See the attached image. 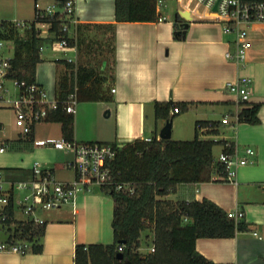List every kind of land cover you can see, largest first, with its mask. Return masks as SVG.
I'll list each match as a JSON object with an SVG mask.
<instances>
[{"label": "crops", "instance_id": "1", "mask_svg": "<svg viewBox=\"0 0 264 264\" xmlns=\"http://www.w3.org/2000/svg\"><path fill=\"white\" fill-rule=\"evenodd\" d=\"M39 1L42 4V0ZM8 2L0 0V22L29 21L31 16L25 13L23 4L11 7L10 4L7 6ZM115 2L75 0L78 26H116L115 63L109 68L108 61L104 60L100 69L101 72L105 71L100 74L107 76L104 85L108 100L78 101L75 140L79 143H105L123 147L140 139H161V132L168 121L157 120L156 102L173 100L195 103L189 112L182 114L195 116V135L198 121L215 119V122L221 123L218 135H210L208 129L200 131L201 140L217 141L215 137L222 135V141L233 143L241 156L245 155L247 148L256 152L250 158L251 163L238 169L236 183L221 181L179 188L178 193L185 195L186 201L208 199L229 213L238 210L249 226V231L239 233L235 238H201L196 248L216 263L264 264V25L255 24L249 29L248 61L245 65H238L226 57L229 51L235 50L234 36L226 35L221 24L202 18L203 14L191 15L193 21L186 38L178 40L175 37L176 19L177 15L182 17L183 7L177 1H174L177 7L171 14L165 13L169 10L168 4L161 9L163 20L123 23L116 22ZM33 3L36 16V1L33 0ZM44 46L43 62L37 66L36 82L46 91L48 100L55 102L59 100L57 91L60 81L72 74L66 61L77 65V52L53 51L66 56L73 54L74 57L65 61L56 58L55 62L50 63L52 69L45 75L43 67L47 63L44 53L49 46ZM72 70L77 83L78 69ZM108 70L112 72L111 76H108ZM243 77H250L254 82L248 104L262 103L259 124L237 121L240 111L251 105L240 104L238 96L229 92L226 85ZM112 89H116V92L113 93ZM226 117L231 119L232 125L223 124ZM175 119L172 121L173 132L181 133V127ZM39 126L45 131H39ZM0 132H6L1 121ZM62 139L60 123L37 125L34 148L37 153L62 151L68 159L63 158L55 164L45 159L35 162L31 168L2 169H21L20 175L27 177L31 176L33 167L40 164L42 168L54 171L57 177L59 169L67 168L73 160L72 153L55 147V143ZM223 149L220 145V154ZM215 179L219 180V176L216 175ZM169 197L163 199L168 200ZM113 219V198L96 188L94 193L79 195L75 206L65 207L49 215L42 253L20 255L0 252V264H75L78 245H110L115 240Z\"/></svg>", "mask_w": 264, "mask_h": 264}, {"label": "trees", "instance_id": "2", "mask_svg": "<svg viewBox=\"0 0 264 264\" xmlns=\"http://www.w3.org/2000/svg\"><path fill=\"white\" fill-rule=\"evenodd\" d=\"M36 4L39 0H35ZM69 0H56L57 7L65 8ZM116 22H157L163 18V9L159 0H115ZM246 2L264 0H244ZM37 13V8H36ZM50 24V37H42L34 21L30 28L19 30L10 22H1L5 33L0 36L14 43V58L9 78L36 82L37 66L43 62L41 47L62 38H67L70 47L80 50L85 41L83 29L90 25L77 27V38H70L62 30L66 14L58 11L40 20ZM176 22L184 24V19L177 15ZM109 28L111 34V49L113 63H115V24L96 26ZM176 39L183 40L176 25ZM109 41V39H108ZM67 67L72 71L69 76L63 77L58 85L59 106L55 109L46 105L48 116L42 123H60L63 138L68 141L75 140V115L67 112L64 103L74 92L77 85L79 102H97L108 100L105 90L106 79L98 76L97 69L89 64L76 65L66 61ZM77 68V83L74 80V71ZM195 103L190 102H156L157 120L173 121L178 115L186 114ZM251 105L244 108L238 115L239 122L259 124V112L262 103H241ZM178 108L180 113H175ZM220 122L198 121L196 135L192 141L164 140L158 137L152 142L136 140L123 147H117L114 160L108 161L115 185L132 184L135 193L127 191L118 192L115 186L111 190H102L114 200L113 229L115 241L110 245L91 244L78 245L75 252V264H232L216 263L196 248L201 238L227 239L235 238L239 233L249 231L248 224L243 219L237 220L211 200L186 201L185 195L180 201L165 200L163 198L176 194L181 186H193L203 183L221 182L215 176H225L226 166L220 163L215 155L217 145L224 147L223 153L233 154L236 147L226 141L201 140L200 131L208 129L210 135H218ZM35 129L26 142L35 143ZM22 141V140H21ZM14 173V178L26 179L21 169H6ZM226 182V181H224ZM187 219V221H186ZM47 225H23L20 239L27 241L31 246L28 254L43 252V239L46 235ZM153 233L152 246L154 253L143 254V233ZM125 242L124 244H121ZM121 249H123L121 251ZM119 253L124 258H118Z\"/></svg>", "mask_w": 264, "mask_h": 264}, {"label": "built area", "instance_id": "3", "mask_svg": "<svg viewBox=\"0 0 264 264\" xmlns=\"http://www.w3.org/2000/svg\"><path fill=\"white\" fill-rule=\"evenodd\" d=\"M168 1H177L181 4L182 12H189L192 16L201 13L202 18L204 17L207 21L221 24L226 35L234 36L235 50L229 51L226 57L238 65L246 64L250 50L249 29L255 24L264 25V1L159 0V4L163 8ZM36 8V28L42 37H50L46 35L50 31V24L40 20L56 13L57 8L44 7L40 1L37 2ZM64 13L67 22L62 31L70 38H77L75 29L79 21L76 17L75 0L67 2ZM10 23L24 31L30 28L33 22L15 20ZM1 33H5V30L0 22ZM8 42L0 36V108L6 106L13 110L16 116V128L19 135L23 137L21 140H27L33 133L34 127L48 116L45 106L51 105L56 109L60 102L59 100L50 102L46 91L37 82L29 83L9 78L14 56H6ZM48 46L54 52L67 50L77 52V46L70 47L67 38L51 42ZM44 49L45 46H42L41 52ZM8 83L14 85L17 93L12 94ZM253 87L254 82L250 77H243L226 85L229 92L238 96L240 104L250 103ZM75 89L77 90V85ZM76 90L64 101L67 112L74 115L79 101ZM112 92L115 93L116 89H112ZM175 113H180L178 108L175 109ZM223 124L232 125L231 119L224 118ZM152 140V138L146 139L148 142ZM9 142L10 140L0 139V154L7 152ZM55 147L73 155L72 162L67 166V169L73 172L71 182L58 180L54 171L46 170L40 164L33 167L31 176L26 179L14 178L7 170L0 168V252L28 254L27 249L31 245L18 236L23 233L22 226L45 225L48 223L47 215L68 206H75L76 199L81 194L94 193L96 188L111 190L113 186L118 192L135 193V186L132 184L115 185L112 171L107 163L114 160L117 155L115 145L79 143L76 140L68 141L63 138L55 143ZM255 155L256 152L251 148L245 150L244 156L240 155L238 149L233 154L221 153L218 161L226 166V175L219 176V180L236 183L238 169L251 163L250 158ZM241 215L242 213L238 210L230 213V216L237 220L241 219ZM154 252L155 248L152 246L148 254Z\"/></svg>", "mask_w": 264, "mask_h": 264}, {"label": "rangeland", "instance_id": "4", "mask_svg": "<svg viewBox=\"0 0 264 264\" xmlns=\"http://www.w3.org/2000/svg\"><path fill=\"white\" fill-rule=\"evenodd\" d=\"M10 2L7 3V6L10 4L11 7H18L19 4H23L22 7H24L25 13H27L31 18L29 21H26L28 23H32L35 21V3H33V0H9ZM42 4L46 7L48 5H52L55 8H57L58 11L64 12L63 8L57 7L56 0H42ZM169 6V10H164L166 14H171L172 10L177 7V3L174 1H168L167 2ZM109 28H103V27H85L83 29V39L85 40L83 44L81 45L80 50L77 51V65H84L89 64L92 65L97 69L98 76L103 79H107V76L101 75L100 73H105V71L101 72V67L104 62V60L108 61L109 68L110 65L113 63V55H112V49H111V34H110ZM51 32L49 31L47 36H50ZM77 37V35H76ZM109 39V41H108ZM6 56L7 57H13L14 56V43L8 42L6 44ZM73 54H70L68 56L63 55L61 53H54L51 48L47 49L44 53V61L46 66L43 67V74L48 75L50 69H52L51 62H55L56 58L60 59L62 61L67 60L68 58H73ZM49 63V64H48ZM108 76L112 75L111 71H107ZM9 88L12 91V94L16 91V88L12 83H8ZM197 118V117H196ZM199 120V119H198ZM215 121V119H213ZM0 121L5 125L6 132L1 133L0 132V138L4 140H10L8 144L7 152L4 154H0V167L1 168H31V166L35 162H43L45 159L52 160L55 164L59 162V160H63V158L68 159V157L64 154V152H55L50 154H43V153H37V150H35V143H28L26 140L21 139V137L18 133L17 128H15L14 125V114L11 108H0ZM175 122L177 125H180L181 127V133L173 132L172 128V140L174 141H192L195 139V116L191 115H181L178 116L175 119ZM42 125L43 123H39L38 125ZM55 128V126H53ZM39 131H45L42 126H39ZM230 134V133H229ZM222 136V135H221ZM215 137L217 141H222L223 137L221 138ZM200 138H202L200 134ZM220 145H217L214 150V155L217 157H220ZM219 155V156H218ZM70 158V156H69ZM60 167L61 165L58 164ZM63 167V166H62ZM57 178L60 181L66 180L70 181L73 179V172L67 168L59 169L57 173ZM21 195V193H19ZM183 198L181 193L171 194L168 200L172 201H178ZM52 214V213H51ZM50 215V214H49ZM47 215V218L49 217ZM22 217V216H21ZM5 237H3L4 239ZM152 239H153V233L151 231H147L143 233L142 237V247L140 252L143 254H148L150 252V248L152 247ZM115 241V240H114ZM112 241L111 244L114 243Z\"/></svg>", "mask_w": 264, "mask_h": 264}, {"label": "water", "instance_id": "5", "mask_svg": "<svg viewBox=\"0 0 264 264\" xmlns=\"http://www.w3.org/2000/svg\"><path fill=\"white\" fill-rule=\"evenodd\" d=\"M182 18L185 20L184 24H179L176 22L177 27L180 30V33L183 34V38H186V32L190 26V23L193 21V18L191 17L189 12H183L182 14ZM172 128H173V123L172 121H169L167 123V125L164 127V129L161 132V139L164 140H171L172 139ZM125 242H122L121 244H124ZM118 258L120 260H122L124 258V254L123 253H119Z\"/></svg>", "mask_w": 264, "mask_h": 264}]
</instances>
